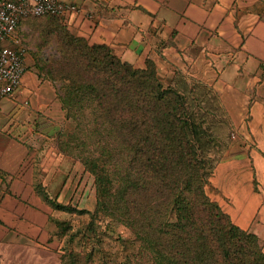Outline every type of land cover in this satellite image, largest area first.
Instances as JSON below:
<instances>
[{"label": "trees", "instance_id": "obj_1", "mask_svg": "<svg viewBox=\"0 0 264 264\" xmlns=\"http://www.w3.org/2000/svg\"><path fill=\"white\" fill-rule=\"evenodd\" d=\"M25 18H43L34 25L37 48L53 51L41 55L37 75L53 84L63 123H70L47 136V148L79 160L93 177L89 231L102 217L124 226L136 245L135 264H264L258 235L206 190L216 163L208 150L224 143L215 132L230 126L216 115L213 122L198 116L204 98L196 88H210L181 76L164 83L152 60L144 67L122 60L107 44L72 32L64 14L20 22ZM38 168L33 189L51 210L48 221L54 210L74 212L52 197ZM58 248L62 264H77L79 251Z\"/></svg>", "mask_w": 264, "mask_h": 264}, {"label": "crops", "instance_id": "obj_2", "mask_svg": "<svg viewBox=\"0 0 264 264\" xmlns=\"http://www.w3.org/2000/svg\"><path fill=\"white\" fill-rule=\"evenodd\" d=\"M61 1L77 6L64 14L72 32L90 43L107 44L136 67H144L150 59L159 73L166 70L171 81L181 76L189 84L206 85L216 94L229 124L231 117L240 118L239 125L245 121L252 145L264 149V123L252 121L264 119V0ZM29 20L23 19L16 31L28 50L33 47ZM26 63L36 70L28 53ZM34 72V91L43 103L24 130L27 137H14L10 126L0 127L1 264H62L61 250L49 233L51 210L33 183L39 167L40 180L48 188L42 174L48 168L46 139L60 127L63 112L53 84ZM47 121L51 131L41 129ZM55 154L48 170L62 157ZM256 205L250 204L247 211Z\"/></svg>", "mask_w": 264, "mask_h": 264}, {"label": "rangeland", "instance_id": "obj_3", "mask_svg": "<svg viewBox=\"0 0 264 264\" xmlns=\"http://www.w3.org/2000/svg\"><path fill=\"white\" fill-rule=\"evenodd\" d=\"M42 19L35 18V21L30 24L33 27L30 26L32 31L29 32L32 33L29 39L33 47L28 50V55L34 58L35 63L32 65H36L41 55L50 53L48 47L42 53L37 48L39 39L35 26ZM34 71L36 70L31 69V65L26 63L20 87L11 95L0 99V127L10 126V129L14 130L12 135L17 138L27 137L28 131L24 130L36 116V111L41 109L40 104L43 103L39 102L34 91L37 86ZM159 74L164 83L168 84L171 81L167 78L169 75L166 70ZM196 89L197 94L204 98L202 109L197 108L198 116L204 117L208 122H213L214 115L228 119L216 94L211 90L206 91V88L198 89L197 87ZM52 104L53 102H48V105ZM62 119L63 117L60 118ZM230 119L233 125L230 124L224 135L219 131L215 132L216 135L223 136L224 143L208 150L216 163L206 190L209 196L217 200L229 213L235 223L258 235L264 250V149H256L252 145L245 121L240 122L239 125L237 122L240 118L231 117ZM252 119L254 124L258 121L261 122L260 124L264 123L263 118ZM60 120L53 121L56 124L60 123ZM60 124L66 129L70 128L68 121L65 124L62 121ZM262 125L264 127V124ZM41 129L51 131L52 127L47 121ZM54 152L56 153V150H50L48 147L47 157L44 159L48 168L46 167L42 174H44L43 178L47 179L48 191L57 202L69 203L76 209L74 212L54 210L53 215L50 216L48 226L51 228L52 237L56 240L57 246L65 250L79 251L77 264H135L133 254L136 253V245L132 243V235L124 226H116L102 217V220L98 222L99 225L96 224L95 227L97 233L89 231L90 213L94 211L96 205L93 177L84 171L79 160L71 156L60 157L52 169L48 170L52 165V158L56 155ZM57 166L59 168L55 170ZM250 204L256 206L252 211H247ZM58 222H64L62 232L57 227ZM66 260L67 258L63 264Z\"/></svg>", "mask_w": 264, "mask_h": 264}, {"label": "built area", "instance_id": "obj_4", "mask_svg": "<svg viewBox=\"0 0 264 264\" xmlns=\"http://www.w3.org/2000/svg\"><path fill=\"white\" fill-rule=\"evenodd\" d=\"M75 10V4L61 0H0V97L20 87L26 70L28 46L16 36L21 18Z\"/></svg>", "mask_w": 264, "mask_h": 264}]
</instances>
